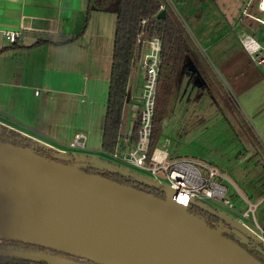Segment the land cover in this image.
Instances as JSON below:
<instances>
[{
	"label": "water",
	"instance_id": "obj_1",
	"mask_svg": "<svg viewBox=\"0 0 264 264\" xmlns=\"http://www.w3.org/2000/svg\"><path fill=\"white\" fill-rule=\"evenodd\" d=\"M118 5L119 0L110 10L117 12ZM165 14L162 10L158 19ZM22 135L54 153L47 160L31 148L0 140V240L35 244L84 261L7 248H0V258L46 264H263L227 236L232 229L248 242V234L264 255V240L238 218L195 202L228 227L222 232L174 202L167 184L105 157L77 156ZM103 173L171 195L163 199Z\"/></svg>",
	"mask_w": 264,
	"mask_h": 264
},
{
	"label": "rangeland",
	"instance_id": "obj_2",
	"mask_svg": "<svg viewBox=\"0 0 264 264\" xmlns=\"http://www.w3.org/2000/svg\"><path fill=\"white\" fill-rule=\"evenodd\" d=\"M169 4L192 43L202 50L210 62L215 73L211 74V78L227 112L213 106L208 96L197 102L194 96L178 101L171 122V125L178 123V127L175 132L170 128L165 129L158 147L168 150L176 158L199 155L207 160V163H202L216 166L226 177L221 181L228 190L226 198L233 203L234 208L213 200L206 202L232 218H241L249 210L250 204L258 205L254 213L250 212L248 217L242 219L258 233L264 234V70L250 61L241 43L242 36L248 33L263 39L264 30L244 17L245 0H171ZM93 8L88 19L92 37L97 41L100 26H106L107 32L114 37L116 13L101 9L96 11ZM249 11L252 12L253 8ZM53 65H58L60 72L69 69L65 67L67 64ZM141 78L138 77L137 83H134L137 92L142 90L145 83ZM36 90L44 93L39 88ZM86 95L81 94L75 99L69 94L59 93L54 97L61 101L71 98L76 100L77 109L73 116L69 115L65 124L69 130L76 122L77 115L81 120V131L88 133L87 129H92L98 146L95 150L72 149L65 142L35 134L37 132L15 120L2 116L0 119L12 124L14 130L30 131L57 150L63 149L77 156L88 154L102 158L104 152L101 148V130L106 114L107 94L99 92L98 88H92ZM133 114L134 111L130 115L132 118ZM194 121L201 124H193ZM232 122L236 125L233 126ZM185 130L188 134L183 138L182 132ZM242 138L246 139L248 146L244 145ZM116 163L136 175L150 177L125 163ZM170 195L167 191L165 197L169 198ZM218 229L226 232L228 227L222 224ZM229 232L230 230L227 233Z\"/></svg>",
	"mask_w": 264,
	"mask_h": 264
},
{
	"label": "crops",
	"instance_id": "obj_3",
	"mask_svg": "<svg viewBox=\"0 0 264 264\" xmlns=\"http://www.w3.org/2000/svg\"><path fill=\"white\" fill-rule=\"evenodd\" d=\"M88 8L89 0H0V116L17 121L22 126L37 132L35 134L39 133L59 142H65L68 146L77 133H83L87 136L86 148L95 150L98 146L94 141L92 129H87L88 133L81 131V120L77 115L76 122L73 127H69V130L68 125L65 124L69 115L73 116L77 109L74 98L85 93L88 95L92 88L96 90L98 88L99 92L107 94L108 97L106 92L110 85L114 37L107 32L106 26H100L98 39L95 41L90 32L91 26L88 24L91 16ZM167 9L172 10L170 6L164 10L167 12ZM5 31L20 34L17 47H13V43L5 37ZM76 35L80 36L66 44L31 47L41 39L51 38L58 41ZM190 41L191 50L184 52L180 58L163 132L168 128L173 132L176 131L178 123L171 125L175 106L178 101H183L186 97L191 99L194 96L197 102L208 96L213 106L227 112L218 88L211 78V74L215 75V73L210 62L202 50H199L192 40ZM143 55L142 48L136 55V67L129 81L131 96L124 108L119 142V147L123 149L132 147L134 139L137 138L138 115L143 108L144 85L142 90L137 92L134 83H137L138 77H142L144 81L141 67ZM53 64H67L64 66L69 69L60 72V67ZM38 88L44 93H38L36 90ZM59 93L69 94L74 98L61 101L54 97ZM132 111H134L133 118L130 116ZM196 123L200 122H193ZM0 124L14 129L12 124L3 119H0ZM232 124L236 125L233 122ZM103 129L104 124L101 130L102 136ZM17 132L49 145L30 131L17 130ZM183 132L185 138L188 131ZM61 134L63 136H59ZM242 142L248 146L245 138H242ZM109 154L104 152L103 156L107 157ZM185 158L207 163L205 157L199 155Z\"/></svg>",
	"mask_w": 264,
	"mask_h": 264
},
{
	"label": "trees",
	"instance_id": "obj_4",
	"mask_svg": "<svg viewBox=\"0 0 264 264\" xmlns=\"http://www.w3.org/2000/svg\"><path fill=\"white\" fill-rule=\"evenodd\" d=\"M116 1L118 0H89L88 12H90L93 7H97L102 10H110ZM162 3L163 0H119L118 10L115 12L117 20L114 36V50L102 136V150L105 153H114L119 148L120 150H124L122 147H119V142L123 126L124 108L129 92V81L133 69L136 67L135 58L138 52L137 37L141 32L142 20H154L157 32L162 37V52L157 86L156 107L153 117L152 147L158 145L159 139L163 135L164 122L176 81L180 58L184 52L191 50L192 46L190 37L186 34L184 28L180 26L179 20L174 11L167 9L164 18L158 19L156 15L159 13ZM80 35H76L71 38H63L58 41L52 40L51 38L41 39L31 47H38L44 44L62 45L74 41ZM17 46L18 39L13 43V47ZM0 140L13 145L31 148L47 160L52 159V155L54 153L52 149L46 148L40 143L23 136L21 133L8 129L2 125H0ZM134 141H136V139H134ZM102 175L121 184L150 192L146 190L147 187H141L140 184L120 175L108 173H103ZM155 195L159 197V195ZM163 196L164 194L160 197ZM191 209L190 211L192 213L203 218L202 210L195 206ZM208 216L214 221H218V224H212L210 220L208 221L205 218L203 219H205L213 228H218L221 221L210 215ZM8 242L18 241L0 240V248H9L7 244ZM256 258L264 264V257L256 256ZM0 264L46 263L0 258Z\"/></svg>",
	"mask_w": 264,
	"mask_h": 264
},
{
	"label": "built area",
	"instance_id": "obj_5",
	"mask_svg": "<svg viewBox=\"0 0 264 264\" xmlns=\"http://www.w3.org/2000/svg\"><path fill=\"white\" fill-rule=\"evenodd\" d=\"M171 0H163L159 13L164 10ZM244 17L258 24L264 30V0H245ZM253 8V11L249 9ZM173 10V9H172ZM158 13V14H159ZM158 14L156 16H158ZM254 32H257L254 30ZM5 37L14 43L19 37L18 32L5 31ZM241 43L250 61L264 70V37L256 38L253 34H245ZM138 52L143 48L142 70L144 77L143 108L138 115V133L132 147L124 150L117 149L109 157L114 162L125 163L136 170L147 174L153 180L167 184L173 191L172 200L190 209L195 202L209 200L222 203L234 208L233 203L226 198L227 187L221 181L225 179L216 166L208 165L185 157H173L166 149L152 147L153 117L155 114L157 86L162 52V37L156 29L155 21L142 20L141 32L137 37ZM138 52L136 55H138ZM136 59V58H135ZM87 136L77 133L70 144L72 149H85ZM258 205L250 204L249 210L238 217L244 223L243 217L254 213ZM248 226L246 223H244ZM255 234L264 240V234L248 226Z\"/></svg>",
	"mask_w": 264,
	"mask_h": 264
},
{
	"label": "flooded vegetation",
	"instance_id": "obj_6",
	"mask_svg": "<svg viewBox=\"0 0 264 264\" xmlns=\"http://www.w3.org/2000/svg\"><path fill=\"white\" fill-rule=\"evenodd\" d=\"M88 171H92V170L89 169ZM141 187H147L146 190L150 191V193H154V194L159 195V197L163 194L162 192H160L158 190H155V189H152V188H150L148 186L141 185ZM160 198H163L164 199L165 198V195L163 197H160ZM203 212H202V217L203 218L207 219L208 221L210 220L212 224H218V221H214L211 217L208 216L210 214H208L206 212L203 213ZM210 216H212V215H210ZM212 217H214V216H212ZM214 218H216V217H214ZM216 219H218V218H216ZM218 220H220V219H218ZM228 236L231 239H233L234 241H236L239 245H241L244 249H246L254 257H256V256H262V257H264L263 254L258 250L259 244L256 242V240H254V239L252 240L248 234L246 235L249 238V241L248 242H243L237 236V234H235L232 231V229L228 233ZM7 244H8V247H9L7 249L26 250V251H34V252H43V253H48V254H53V255H58V256H63V257L71 258V259L73 258V259H76V260L84 261L81 258H76V257H73L71 255H68V254H65V253H61V252H58V251H55V250H52V249H49V248H46V247H43V246L35 245V244L20 243V242H8ZM8 259H10V258H8ZM18 260H21V259H18ZM24 261H26V260H24Z\"/></svg>",
	"mask_w": 264,
	"mask_h": 264
}]
</instances>
